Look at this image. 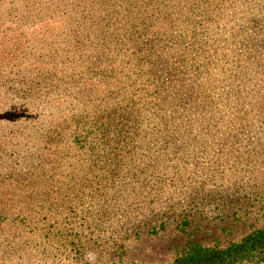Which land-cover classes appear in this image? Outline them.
<instances>
[{
    "label": "rangeland",
    "instance_id": "rangeland-1",
    "mask_svg": "<svg viewBox=\"0 0 264 264\" xmlns=\"http://www.w3.org/2000/svg\"><path fill=\"white\" fill-rule=\"evenodd\" d=\"M185 215L264 226V0H0V264H173Z\"/></svg>",
    "mask_w": 264,
    "mask_h": 264
},
{
    "label": "trees",
    "instance_id": "trees-1",
    "mask_svg": "<svg viewBox=\"0 0 264 264\" xmlns=\"http://www.w3.org/2000/svg\"><path fill=\"white\" fill-rule=\"evenodd\" d=\"M191 223L187 215L179 223L181 226L177 231L188 237V241L178 251L173 264H264V226L237 241L222 246H206L198 239L201 229H190Z\"/></svg>",
    "mask_w": 264,
    "mask_h": 264
}]
</instances>
